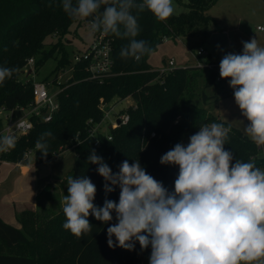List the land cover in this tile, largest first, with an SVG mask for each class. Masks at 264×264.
Instances as JSON below:
<instances>
[{"label": "trees", "instance_id": "trees-1", "mask_svg": "<svg viewBox=\"0 0 264 264\" xmlns=\"http://www.w3.org/2000/svg\"><path fill=\"white\" fill-rule=\"evenodd\" d=\"M215 1L188 0L186 10L174 13L163 22L146 9L138 15L141 31L137 39L146 41L154 51L163 39L181 38L193 51L208 39L211 32L222 31L215 25L214 18L206 13ZM61 4L62 0H0V66L19 69L12 79L0 84V105L5 108L27 105L31 99L32 81L19 79L28 57H34L33 72L49 58H56L51 70L54 78L59 69L71 64L68 42L64 38L46 44L43 42L53 32L64 35L70 31L74 19L63 11ZM108 35L111 38V73L95 79L88 76L81 64H75L72 76L59 84V109L51 120L33 121L32 128L17 136L15 148L0 154V160L26 165L28 158L25 154L30 149L34 162L40 164L71 146L75 152L71 177H89L97 188L94 204L102 207L106 198L118 202L120 189L116 186L115 191L106 196L105 181L96 171L98 165L88 162L93 149L103 157L113 173L119 171L124 160L131 164L139 159L147 173L161 181L169 191L174 190L177 166L162 165L159 158L183 136L195 134L201 124L217 122L231 127L224 147L233 152V163L236 158L247 162L264 157V146H257L230 122L208 113L196 103L200 97L205 102L210 96L204 89L222 79H216L220 76L216 68L174 66L160 76L147 60L152 51L139 61L122 58L120 51L128 40ZM204 61L213 62L209 57ZM127 96L133 100L126 107L127 122L109 130L110 142L103 134H98L99 144L93 148L87 121L101 119V101L105 104L115 97L120 100ZM46 131H51L54 138L48 139L50 153L45 158L37 152L35 143ZM53 195L50 186L45 185L35 195L36 208L23 209L18 213L21 227L0 218V264L140 262L142 251L138 242L132 251L108 246L107 227L116 222L115 218L104 224L90 215L92 233L79 238L65 230L62 227L66 219L63 206L57 205L55 210L56 205H43V200Z\"/></svg>", "mask_w": 264, "mask_h": 264}, {"label": "clouds", "instance_id": "clouds-1", "mask_svg": "<svg viewBox=\"0 0 264 264\" xmlns=\"http://www.w3.org/2000/svg\"><path fill=\"white\" fill-rule=\"evenodd\" d=\"M61 6L72 19L91 18V31L127 39L120 56L137 61L152 51L137 39L138 15L147 9L163 22L174 14L173 0H62ZM242 44V53L223 56L220 77L229 80L235 103L249 121L245 133L264 146V47L255 38ZM18 71L0 66V84ZM230 132L224 123L201 124L187 145L177 143L161 156L162 165L179 168L173 191L148 174L139 159L124 160L113 173L93 149L88 162L98 165L106 196L119 187V200L106 198L97 206L92 180L70 176L62 227L79 238L92 233L90 215L104 224L115 218L107 227L108 246L132 251L138 242L141 251L150 247L149 264H264V166L237 158L233 163V152L224 147ZM49 138L53 133L46 131L35 143L45 158ZM16 143L14 134L0 136V152Z\"/></svg>", "mask_w": 264, "mask_h": 264}, {"label": "rangeland", "instance_id": "rangeland-1", "mask_svg": "<svg viewBox=\"0 0 264 264\" xmlns=\"http://www.w3.org/2000/svg\"><path fill=\"white\" fill-rule=\"evenodd\" d=\"M187 1L173 0L174 13L177 14L186 10ZM206 13L212 16L215 20V25L227 34L228 44L226 46V54L242 53V41L247 42L253 38L258 41L260 46L264 47V31L256 29L257 25L264 26V0H216L206 10ZM90 19H74L68 33L58 35L57 32H53L47 35L43 39V42L46 44L55 42L59 38H64L68 42L67 50L71 58L74 53L84 49L92 41ZM200 46L204 47L208 52L209 55L207 54V57L214 64H220L219 61L216 62V54L211 52V45L208 43V39ZM197 48H194L193 51ZM29 58L34 57H28L27 59ZM162 58L165 60L173 58L176 66H193L197 60L181 38L163 39L156 49L147 56L148 62L155 68L163 66ZM55 64L56 58H49L36 71L33 72L31 69L32 74L20 73L19 79L24 81L28 78L32 82L36 80L45 81L47 82V92L53 93L57 90L58 82L65 80L69 75L66 67L64 70H58L54 78L51 70ZM215 68L217 73L220 74L219 65L215 66ZM204 91L210 97L205 102L200 97L196 103L203 106L208 113L230 122L231 125L247 136L244 127L248 125L249 121L242 115L241 110L235 103L234 93L229 85V80L222 79L221 82L205 88ZM115 102H117L115 109L122 108L123 110L129 103H133V100L130 96L120 100H117L115 97L112 101L107 102V104ZM110 118H113V115ZM100 130L104 131L105 127L100 126ZM191 135L193 134L183 136L178 143L183 142L187 145ZM168 150L163 152L162 155ZM26 153L28 163L25 169H22L20 165H16L11 161L0 160V215H4L5 220L3 221L15 226H17L16 217L18 213L22 211L21 209L32 206L33 193L41 185L44 186L46 183L58 184L57 187H50L52 191L57 188L58 195L54 192L56 196H51L48 201L43 200V203L46 201L48 204L53 205L59 198L58 200L61 199V204H63V198L68 194L67 180L71 176V168L75 156L74 149L70 146L53 155L50 159L36 164L33 159V152L29 149ZM53 209L56 210L57 206ZM150 254L151 248L150 251L148 250L142 254L141 261L138 264H149Z\"/></svg>", "mask_w": 264, "mask_h": 264}, {"label": "built area", "instance_id": "built-area-1", "mask_svg": "<svg viewBox=\"0 0 264 264\" xmlns=\"http://www.w3.org/2000/svg\"><path fill=\"white\" fill-rule=\"evenodd\" d=\"M256 29L264 31V26L257 25ZM91 33V43L84 49L77 51L71 56V64L66 66L69 75L65 80L72 76L75 69L74 65L78 63L82 65V68L88 73V76H90L91 78L101 79L104 75L111 73V38L108 34L106 35L103 32L91 31ZM191 54L193 55V57L197 58L195 62L196 64H194V66H206L207 68H215V66L219 65L214 64V62L205 63L204 60L206 59L208 52L202 46H199L195 51H191ZM32 64L33 58L27 59L23 67V73H26L27 75L32 74ZM174 66H176L174 59L169 58L168 60H166L162 67L155 69L157 73L162 76ZM66 67H63L59 70H64V68ZM29 70L31 71L28 73ZM56 75L57 73L55 74V77ZM216 79L220 80V76H218ZM46 83L47 82L41 80L32 82L31 99L27 105H17L12 109H7L3 105H0V136L14 134L17 137L19 135L25 134L30 128H32L33 121L46 122L51 120L55 112L59 109L57 94L60 91V82H58L57 84V90L53 93L47 92ZM116 106L117 102L111 104H103L101 101V109L103 110V116L101 117V119L96 122L91 119L87 121L90 124V127L88 129V137H91L93 139V148H96L99 144V140L97 138L98 134H103L107 139H111L109 130L127 122L128 113L126 112V108L123 110L122 108L115 109ZM111 115H113V118H110ZM17 122H21L24 127L17 129L15 127ZM100 126H104L105 130L101 131ZM153 134L154 133H151V135ZM1 153L2 152H0V154ZM26 154L25 156H27ZM148 250L150 251V247L142 251V254Z\"/></svg>", "mask_w": 264, "mask_h": 264}, {"label": "water", "instance_id": "water-1", "mask_svg": "<svg viewBox=\"0 0 264 264\" xmlns=\"http://www.w3.org/2000/svg\"><path fill=\"white\" fill-rule=\"evenodd\" d=\"M208 43L211 45V52L215 53L218 61L220 62L223 56L226 54V46L228 44L227 34L224 31L211 32L208 37ZM31 70L28 71V73ZM257 166H264V157H258L253 159ZM177 171L179 168L177 166Z\"/></svg>", "mask_w": 264, "mask_h": 264}, {"label": "crops", "instance_id": "crops-1", "mask_svg": "<svg viewBox=\"0 0 264 264\" xmlns=\"http://www.w3.org/2000/svg\"><path fill=\"white\" fill-rule=\"evenodd\" d=\"M166 40V39H165ZM162 60H163V64L166 62V60L164 59V58H162ZM222 80V79H221ZM221 80H220V82H221ZM14 163V162H13ZM14 164H16V165H20L21 167H22V169H25L27 166L26 165H22V164H19V163H14ZM53 183H46V184H44V186L45 185H48V186H50V187H53V186H55V187H57L58 186V184H53ZM42 186L43 185H41L34 193H33V203H32V206L31 207H29V208H24V209H35L36 208V200H35V195L42 189ZM43 186V187H44ZM53 192H55L57 195H58V192H57V188H55L54 190H53ZM54 193V195L53 196H56V194ZM59 199V198H58ZM56 200L54 203H53V205H60V206H63V204H61L62 203V200L60 199V200ZM48 201V200H47ZM45 204H48L46 201L44 202V204L43 205H45ZM30 206V205H29ZM21 210H23V209H21ZM16 212V211H15ZM21 212V211H20ZM4 215H0V218L2 219V220H5V217H3ZM16 223H17V226H15V225H13V226H15V227H21V225H20V223H19V221L17 220V217H16ZM12 225V224H11Z\"/></svg>", "mask_w": 264, "mask_h": 264}]
</instances>
